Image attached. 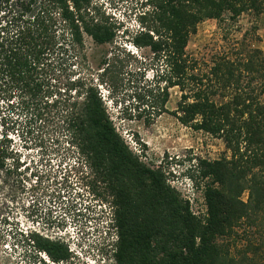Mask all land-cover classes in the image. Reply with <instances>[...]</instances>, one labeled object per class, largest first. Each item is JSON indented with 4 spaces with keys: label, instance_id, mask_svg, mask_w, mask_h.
Here are the masks:
<instances>
[{
    "label": "trees",
    "instance_id": "1",
    "mask_svg": "<svg viewBox=\"0 0 264 264\" xmlns=\"http://www.w3.org/2000/svg\"><path fill=\"white\" fill-rule=\"evenodd\" d=\"M150 4L149 24L133 43L150 48L168 68L165 82L180 93L176 118L222 138L231 152L199 162L201 176L209 180L203 190L204 215L191 210L163 171L147 166L128 147L93 84L78 102L64 98L51 82L54 61L66 52V37L70 46L82 44L84 33L99 44L114 37L112 27L90 16V0H0V99L16 97V106L31 116L53 115L65 125L70 143L94 169L86 186L94 191L102 182L113 196V264H264V240L256 237L264 233V53L258 48L234 51L233 59H217L206 69V63L186 52L198 23L223 21L224 15L235 19L247 10L263 12L264 0ZM255 81L260 87L252 85ZM227 88L233 96L216 99ZM12 153L0 140V160ZM235 228H242L245 244L231 255L228 240L239 234ZM33 238L54 261L69 257L59 240Z\"/></svg>",
    "mask_w": 264,
    "mask_h": 264
},
{
    "label": "rangeland",
    "instance_id": "2",
    "mask_svg": "<svg viewBox=\"0 0 264 264\" xmlns=\"http://www.w3.org/2000/svg\"><path fill=\"white\" fill-rule=\"evenodd\" d=\"M150 3L90 0V16L112 27L114 37L99 44L84 33L83 43L73 46L66 37V52L55 59L51 82L64 98L78 102L93 84L128 147L147 166L163 171L191 210L204 215L203 190L209 180L201 176L199 162L231 152L222 138L176 118L173 111L180 93L165 82L168 68L150 48L133 43L134 35L149 24ZM224 17L205 19L189 35L186 52L206 63V69L217 59H233L234 51L258 48L264 53V11ZM165 87L167 98L162 102ZM233 94L227 88L216 99L228 101ZM260 98L264 101V92ZM17 101L0 99V140L13 150L0 160V264H53L23 233L36 222L40 237L67 245L69 257L60 263L113 264L117 247L113 196L102 182L94 191L86 186L94 169L70 143L65 125L53 115L33 117L16 106ZM242 199L247 200V192ZM234 230L239 234L228 240L231 255L245 244L242 228ZM256 237L264 240V233Z\"/></svg>",
    "mask_w": 264,
    "mask_h": 264
},
{
    "label": "built area",
    "instance_id": "3",
    "mask_svg": "<svg viewBox=\"0 0 264 264\" xmlns=\"http://www.w3.org/2000/svg\"><path fill=\"white\" fill-rule=\"evenodd\" d=\"M35 225L38 226V228H40L39 227V224L37 222H36ZM35 225H32V227L29 226V227L25 228V230L23 231V233L25 234V236L30 235V232H32V230H35V231H37V232L40 233V231H38L36 228H34ZM31 242L33 243L32 240H31ZM47 262H49L48 259H47ZM53 264H62V263H60V261H53Z\"/></svg>",
    "mask_w": 264,
    "mask_h": 264
},
{
    "label": "clouds",
    "instance_id": "4",
    "mask_svg": "<svg viewBox=\"0 0 264 264\" xmlns=\"http://www.w3.org/2000/svg\"><path fill=\"white\" fill-rule=\"evenodd\" d=\"M39 232L35 231V230H32V232H30V235H27V239L29 242H31V240L33 241L34 243V238L36 235H38Z\"/></svg>",
    "mask_w": 264,
    "mask_h": 264
},
{
    "label": "flooded vegetation",
    "instance_id": "5",
    "mask_svg": "<svg viewBox=\"0 0 264 264\" xmlns=\"http://www.w3.org/2000/svg\"><path fill=\"white\" fill-rule=\"evenodd\" d=\"M42 251H44V250H42ZM45 252V251H44ZM46 253V252H45ZM48 256H50L48 253H46Z\"/></svg>",
    "mask_w": 264,
    "mask_h": 264
}]
</instances>
